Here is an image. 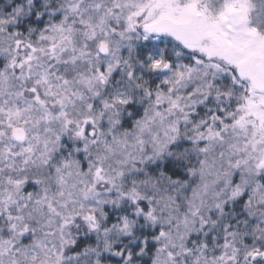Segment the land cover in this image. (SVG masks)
I'll return each mask as SVG.
<instances>
[{
    "label": "snow or ice",
    "instance_id": "obj_1",
    "mask_svg": "<svg viewBox=\"0 0 264 264\" xmlns=\"http://www.w3.org/2000/svg\"><path fill=\"white\" fill-rule=\"evenodd\" d=\"M0 264H264V0H0Z\"/></svg>",
    "mask_w": 264,
    "mask_h": 264
}]
</instances>
